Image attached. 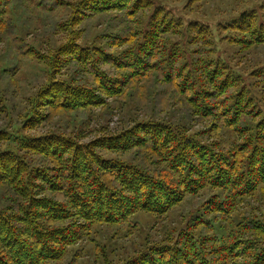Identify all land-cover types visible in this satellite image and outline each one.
<instances>
[{"label":"trees","instance_id":"obj_1","mask_svg":"<svg viewBox=\"0 0 264 264\" xmlns=\"http://www.w3.org/2000/svg\"><path fill=\"white\" fill-rule=\"evenodd\" d=\"M229 1L0 0V78L43 74L15 122L0 84V264H264V0Z\"/></svg>","mask_w":264,"mask_h":264},{"label":"rangeland","instance_id":"obj_2","mask_svg":"<svg viewBox=\"0 0 264 264\" xmlns=\"http://www.w3.org/2000/svg\"><path fill=\"white\" fill-rule=\"evenodd\" d=\"M170 3L175 2L176 0H167ZM229 6H231V3L229 0H215V2H210L209 3V8L211 9V12L214 16H218L220 11L218 10L219 7H222V9H227L229 8ZM235 9H238V5L234 6ZM203 9H205L207 11V6H204ZM201 13L204 14L203 11H201ZM1 52V51H0ZM35 68H37V66H35L34 64H28L27 67H23L22 70L24 72V75L22 76L21 80L19 81L18 85H10L9 79L7 78V76H3L2 78H0V84L1 87L3 88V92L5 93L6 96V102L8 104L9 107L13 108L12 111H14V116H13V120L12 122H15L19 117H20V113L23 109V106L26 102V97L30 94H32L34 91L37 90V88L39 87V84H41V81L43 79V74H41L38 70H36ZM18 77V75L16 76V78ZM10 117L8 116V113L4 112V111H0V128L10 124ZM120 114H117L115 116L112 117L109 126L111 127V129H117L120 125ZM101 124V120H99L98 124L95 125L94 124V128H99ZM47 128H42L41 130H45ZM95 131H97L96 129H94ZM94 134V131H89L85 134V138L84 139H90ZM144 221H147L149 219L148 216L144 215ZM154 224V223H153ZM160 222H157L155 224V226L159 225ZM143 239L142 235H127L125 237H122V240L124 242H126L127 246L129 247V249H132V244L134 245H139V243H141V240ZM83 246H85L90 254H88V256L84 257L83 260L88 261V259L93 258V249L92 248V243L89 241H83L81 243Z\"/></svg>","mask_w":264,"mask_h":264}]
</instances>
